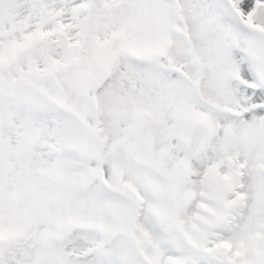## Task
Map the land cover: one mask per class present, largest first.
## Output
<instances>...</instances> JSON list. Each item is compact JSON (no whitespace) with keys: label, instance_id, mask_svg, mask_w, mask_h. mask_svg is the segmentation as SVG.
Wrapping results in <instances>:
<instances>
[{"label":"snow or ice","instance_id":"1","mask_svg":"<svg viewBox=\"0 0 264 264\" xmlns=\"http://www.w3.org/2000/svg\"><path fill=\"white\" fill-rule=\"evenodd\" d=\"M0 264H264V0H0Z\"/></svg>","mask_w":264,"mask_h":264}]
</instances>
